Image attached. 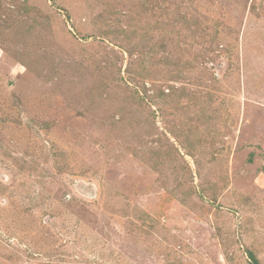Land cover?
Instances as JSON below:
<instances>
[{
    "label": "rangeland",
    "instance_id": "rangeland-1",
    "mask_svg": "<svg viewBox=\"0 0 264 264\" xmlns=\"http://www.w3.org/2000/svg\"><path fill=\"white\" fill-rule=\"evenodd\" d=\"M264 264V0H0V264Z\"/></svg>",
    "mask_w": 264,
    "mask_h": 264
},
{
    "label": "trees",
    "instance_id": "trees-1",
    "mask_svg": "<svg viewBox=\"0 0 264 264\" xmlns=\"http://www.w3.org/2000/svg\"><path fill=\"white\" fill-rule=\"evenodd\" d=\"M249 259L251 261V264H261V262L256 258V256L249 252Z\"/></svg>",
    "mask_w": 264,
    "mask_h": 264
}]
</instances>
